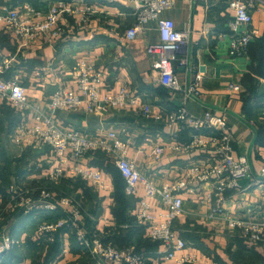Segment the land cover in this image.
<instances>
[{
  "label": "crops",
  "instance_id": "crops-1",
  "mask_svg": "<svg viewBox=\"0 0 264 264\" xmlns=\"http://www.w3.org/2000/svg\"><path fill=\"white\" fill-rule=\"evenodd\" d=\"M54 1L13 0V5L48 8ZM68 1L82 5L96 0ZM229 1L179 0L173 8L163 12V16L172 18L179 29L192 31L191 43L179 52L180 56H188L192 70L178 66L179 79L193 80L197 73L202 74L199 98L184 104L182 93H174L161 84L146 80L150 72L147 46L161 39L157 21H149L144 32L130 43L125 42L123 34L136 16L135 7L128 2H104L90 28L78 31L75 26L70 37L53 43L46 40L33 48H21L18 38L1 28L0 59L14 56L4 76H19L31 109L21 112L0 102V207L8 213L16 212L11 208L9 196L13 190L34 194L41 188H48L67 196L74 192L84 209L82 223L86 232L100 233L120 246L135 244L137 250L148 257V264H168L162 254L165 245L151 240L145 227L135 220L136 207L144 191L141 189L136 196L129 194L125 180L124 187L119 189L115 175L107 169V160L100 164L102 157L90 153L84 162L104 171L109 190H97L91 184L73 178L54 182L49 177V172L57 165L53 150L48 146L20 148L12 136L19 122L33 123L35 112L45 111L58 87L77 90L72 76V67L77 61H95L103 71L99 85L102 95L125 87L131 94H137L155 106L162 112L163 119L144 117L133 107L111 108L108 112L61 110L57 117L62 126L80 129L90 136L115 130L127 141L128 156L139 170L161 184L181 177L193 161L208 157L203 151L176 155L157 150L163 143H184L192 138L190 128L169 125L166 114L182 105L197 116H204L212 109L224 114L230 124L235 155L247 156L255 174L260 173L264 157V0H257L252 10L253 27L259 31V36L253 39L247 54L241 56L229 53L228 23L234 15ZM8 146L12 150H8ZM239 181L240 189L225 191L222 212H213L211 202L202 200L203 194L213 189L215 183L212 180L192 182L189 186H194L197 192L183 191L184 212L176 220L175 229L188 242L187 251L198 253L204 264H264V244L253 243L227 224L228 215L245 219L262 217L264 178L258 183L254 178ZM21 207L18 212L22 214L16 217L12 214L0 222V229L11 232L20 240L11 253V250L4 253L0 264L91 263L90 253L80 245L72 227L43 233L37 231L38 227L34 231L29 229V223L33 221L42 224L64 216L61 210L40 208L24 213ZM18 221L19 228L15 226ZM12 226L15 227L12 229Z\"/></svg>",
  "mask_w": 264,
  "mask_h": 264
},
{
  "label": "built area",
  "instance_id": "built-area-1",
  "mask_svg": "<svg viewBox=\"0 0 264 264\" xmlns=\"http://www.w3.org/2000/svg\"><path fill=\"white\" fill-rule=\"evenodd\" d=\"M120 1L128 2L136 9L134 22L123 34L126 43L144 32L149 21L156 20L158 23L161 39L147 46L150 72L146 80L161 84L174 93H182L183 104L188 100H197L202 74L197 73L193 80H180L176 72L178 66L192 70L188 56L179 55L191 43L192 31L179 29L172 18L163 16V12L173 8L179 0H96L82 5L56 0L48 8L30 4L15 6L13 0H0V29L15 35L21 48H33L46 40L53 43L70 37L75 32V26L78 31L90 28L92 21L97 18L99 7H104V2ZM256 2L229 1L234 13L228 23L231 35L229 53L232 56L247 54L249 45L259 36V31L253 27L252 10ZM13 59L12 55L0 59V102L7 101L15 110L24 112L31 109L25 86L18 75L4 76ZM72 76L77 90L58 87L51 95L45 111L35 112L33 123L22 121L17 124L13 142L20 148L50 147L57 158V165L49 172L52 181L81 179L97 190L110 189L104 171L90 166L84 159L90 153H104L121 172L129 194L136 196L141 189L144 191L136 207L135 220L145 227L151 240L165 245L162 254L168 264H204L198 253L187 251L188 242L175 229L176 220L184 212L183 191L197 192L194 186H189L192 182L212 180L215 185L209 193L203 194L202 200L211 202L213 212H222L227 189H240L239 180L243 178H254L255 183L264 178V157L260 173L255 174L247 156L235 155L232 129L224 114L208 109L204 116H197L182 105L167 113L166 120L169 125L190 128L192 138L184 143H163L157 150L176 155L203 151L208 157L193 161L181 177L157 184L152 177L142 173L128 156L127 141L115 130L90 136L80 129L62 126L57 113L61 110L108 112L111 108L133 107L144 117L162 120V112H158L155 106L137 94H131L125 87L102 95L99 85L103 71L95 61H77L72 67ZM10 200L13 210L18 211L22 206L24 213L40 208L61 210L64 216L52 222H43L37 231L54 232L62 227H72L80 245L91 255L90 264H148V257L138 251L135 244L120 246L100 233L86 232L82 223L84 212L81 201L71 196L58 195L51 189L41 188L34 194L13 190ZM227 224L253 243L264 244V202L261 218L245 219L228 215ZM19 244V239L7 230L0 229V260L4 253Z\"/></svg>",
  "mask_w": 264,
  "mask_h": 264
},
{
  "label": "rangeland",
  "instance_id": "rangeland-1",
  "mask_svg": "<svg viewBox=\"0 0 264 264\" xmlns=\"http://www.w3.org/2000/svg\"><path fill=\"white\" fill-rule=\"evenodd\" d=\"M3 104H8L9 106H10V104L7 102V101H5V102H3ZM8 148H10V149H8V150H12V147H10V146H8ZM10 152V151H9ZM102 157V159H103V161H104V163H105V160H107L108 161V158H107V155H102L101 156ZM109 161L111 162V163H107L108 164V166L110 165V164H112L113 162L111 161V159H109ZM24 164V163H23ZM106 164V163H105ZM104 164V165H105ZM112 165H114V164H112ZM78 181H80L81 182V179H77ZM82 183V182H81ZM89 190H92L93 192H94V189H91L90 187H89ZM10 196V195H9ZM7 197V196H6ZM71 197H73L74 199H76V200H78L77 199V197H78V194H76V193H72V195H71ZM6 199V198H5ZM4 199V200H5ZM80 201V200H79ZM2 204V203H1ZM91 209H92V207H91ZM90 209V210H91ZM84 210V209H83ZM84 212V211H83ZM89 212V210H87L86 211V215H88L87 213ZM12 214H14L15 216L14 217H16V216H19L20 214H22L20 211L18 212V211H16V212H14V213H8V211L6 210V209H3V206L2 207H0V222H2V220H3V218H8V217H10ZM18 218V217H17ZM35 221H33V223L31 222V223H29V229L30 230H35L37 227L39 228L40 227V225L41 224H39L40 222H38V223H34ZM1 224L2 223H0V227H1ZM17 228H19L20 227V223H19V221L17 222V225H15ZM15 226H12V229L15 227ZM38 228H37V230H38ZM8 229V228H7ZM11 233V232H10ZM89 252V251H88Z\"/></svg>",
  "mask_w": 264,
  "mask_h": 264
},
{
  "label": "trees",
  "instance_id": "trees-1",
  "mask_svg": "<svg viewBox=\"0 0 264 264\" xmlns=\"http://www.w3.org/2000/svg\"><path fill=\"white\" fill-rule=\"evenodd\" d=\"M96 154L98 155V157L99 156H102V155H105L104 153H102V152H96ZM108 162L109 163H111L110 161H109V158H108ZM107 162V163H108ZM98 163H100V164H103L104 163V161H103V159H101ZM106 163V165H107V169H109L111 172H113V174L115 175V182H116V184H117V186L119 187V189H122L123 187H124V179H123V176H122V174H121V172L114 166V165H112V164H110L109 166H108V164ZM118 189V190H119ZM120 192V191H119ZM57 216H59L58 215V213H57ZM56 216V217H57ZM57 220V219H56ZM17 247V246H16ZM16 247H14L11 251H10V253L16 248ZM7 264H9V263H7Z\"/></svg>",
  "mask_w": 264,
  "mask_h": 264
}]
</instances>
